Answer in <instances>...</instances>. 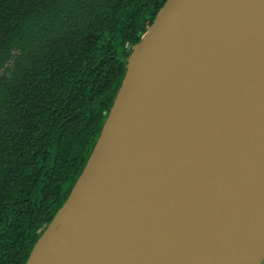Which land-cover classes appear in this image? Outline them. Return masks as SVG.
<instances>
[{
    "label": "water",
    "instance_id": "1",
    "mask_svg": "<svg viewBox=\"0 0 264 264\" xmlns=\"http://www.w3.org/2000/svg\"><path fill=\"white\" fill-rule=\"evenodd\" d=\"M247 9L166 1L25 264H232L264 244V36L237 51L225 29Z\"/></svg>",
    "mask_w": 264,
    "mask_h": 264
},
{
    "label": "trees",
    "instance_id": "2",
    "mask_svg": "<svg viewBox=\"0 0 264 264\" xmlns=\"http://www.w3.org/2000/svg\"><path fill=\"white\" fill-rule=\"evenodd\" d=\"M167 0H0V264H25Z\"/></svg>",
    "mask_w": 264,
    "mask_h": 264
},
{
    "label": "bare ground",
    "instance_id": "3",
    "mask_svg": "<svg viewBox=\"0 0 264 264\" xmlns=\"http://www.w3.org/2000/svg\"><path fill=\"white\" fill-rule=\"evenodd\" d=\"M244 1L245 5H247L249 9L244 10L242 14H240L237 19L232 20L231 23H227L228 25L226 28V37L228 39H239V43L234 45V47H237V51L241 49V44L248 43L254 38L264 36V0ZM228 4H232V1ZM152 47L153 46H148L140 53L142 59L145 57L146 53L150 51V49L152 50ZM148 48L149 51L147 52ZM142 61L137 62L134 66V69L137 70V72L141 71L143 68ZM45 247L47 249L46 244ZM251 251L252 249L248 248L246 252L241 254V260L233 261L232 264H259L262 256L264 255V244L255 248L253 253H251Z\"/></svg>",
    "mask_w": 264,
    "mask_h": 264
},
{
    "label": "rangeland",
    "instance_id": "4",
    "mask_svg": "<svg viewBox=\"0 0 264 264\" xmlns=\"http://www.w3.org/2000/svg\"><path fill=\"white\" fill-rule=\"evenodd\" d=\"M233 6V2H232V4H227V6H226V10H225V19H226V21H228V20H230L231 19V17H232V12H233V10L231 9V7ZM228 14V15H227ZM227 15V16H226ZM232 21V20H231ZM231 21L230 22H228V24L229 23H231ZM227 24V25H228ZM226 28H227V26H226ZM225 28V29H226Z\"/></svg>",
    "mask_w": 264,
    "mask_h": 264
}]
</instances>
